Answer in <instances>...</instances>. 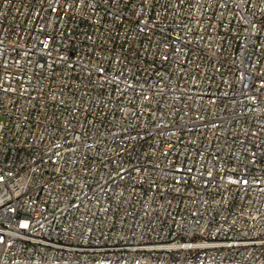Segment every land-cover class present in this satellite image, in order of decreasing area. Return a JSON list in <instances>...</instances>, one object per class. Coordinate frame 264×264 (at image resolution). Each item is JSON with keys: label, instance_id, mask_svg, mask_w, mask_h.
Here are the masks:
<instances>
[{"label": "built area", "instance_id": "obj_1", "mask_svg": "<svg viewBox=\"0 0 264 264\" xmlns=\"http://www.w3.org/2000/svg\"><path fill=\"white\" fill-rule=\"evenodd\" d=\"M0 264H264V0H0Z\"/></svg>", "mask_w": 264, "mask_h": 264}]
</instances>
